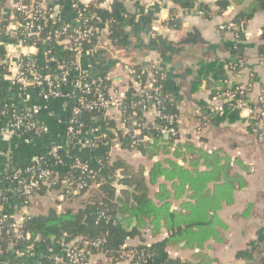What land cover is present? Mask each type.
<instances>
[{
	"label": "trees",
	"instance_id": "1",
	"mask_svg": "<svg viewBox=\"0 0 264 264\" xmlns=\"http://www.w3.org/2000/svg\"><path fill=\"white\" fill-rule=\"evenodd\" d=\"M111 1L109 9L103 7L104 0L86 4L84 15L86 22L81 29L89 26L101 29L107 24L111 44L116 48H124L123 19L127 18L132 22L134 14L126 10L123 0ZM217 5L218 13L230 5L239 7L235 16L224 23V25L231 23L234 27L231 32L236 35L240 34L242 28L255 14L264 11V0H220ZM198 8L210 13L209 8L202 3ZM15 16L17 20L20 19L18 14L15 13ZM168 20L172 28L178 27L176 11L170 12ZM66 23L50 14L46 20L36 22L31 30L20 26L11 33L26 47L38 48L44 44L45 39H49L47 56L50 60L58 42L54 31ZM8 24V20L0 17L1 34L5 32L10 34V30L6 29ZM67 32L68 36H74L69 30ZM101 38L97 32H94L88 39L77 43L71 39L66 43L67 50L62 56L63 59H51L41 68L34 56L22 55L21 70L27 76L31 67H37L42 72H50L49 80L60 79L62 74H65L66 80L63 86L66 89H70L81 77L83 82L94 83L90 86L89 92H84L82 87L77 89L69 100L70 110L66 126L71 125L75 132L70 135L68 143L73 145L85 138L95 146L108 140L116 138L122 140L125 137L127 145L133 146L152 161L148 173L145 175L142 170L132 172L120 160L113 162L105 160L101 163L105 165L110 176L111 181H107L97 171L91 168L83 170L74 160H66L64 145H53L58 146L55 155L49 150L36 160L14 167L0 178V207L3 210L12 208V198L15 195L27 204L33 196L45 195L49 191H56L65 197L86 196L83 200L85 207L77 211L67 209L61 213L49 209L44 215L26 216L20 222V227L29 235L28 240L16 239L8 233L9 225L16 221L7 212L6 215L0 212V251H5L8 247L15 249L20 245L28 246L37 239L44 245L51 241L69 244L65 254L68 252L78 254V264L85 263L89 256L99 253L115 263L129 257L132 264H148V259H151V264H216L215 260L205 252V246L210 240L222 241L221 230L225 225L219 219L217 212L222 206L230 205L234 193L246 186L245 177L235 171L234 166L237 162H233L221 150L203 151L190 141L180 143L178 135L172 136L165 131L170 128L178 131L177 122L180 113L173 98L167 93V84L160 70L155 66L146 69L136 62L129 64L128 69H132L134 73L129 75L131 83L119 103L120 122L123 123L121 130L116 128L115 122L106 114L105 108L93 106L91 109H85L81 102L88 104L96 101L99 95L104 98L110 96V82L105 75L90 77L81 73L80 76L77 71L78 55L99 48ZM261 38L264 40V26ZM204 42L199 31L195 29L188 32L180 43L201 45ZM233 54L235 56L227 61V67L234 76L241 74L243 68L236 60H244L245 57L237 49L233 50ZM259 56L264 57V46L259 47ZM55 64L60 66L58 70L54 68ZM198 64V74L208 77L217 62L200 61ZM222 74L215 76L216 92L203 104V108L208 113V118L201 122L203 124L207 120L209 122L223 120L230 111L234 110L233 105L238 100L259 106L246 92L235 91L236 81L229 82L228 76L223 71ZM41 79L43 87L36 89L45 91L48 80H45L44 75H41ZM134 80L138 81L137 86L133 83ZM0 82H2L1 76ZM226 92H235L231 100L225 97ZM214 96L222 99L223 114L215 111L210 104ZM75 108H80L82 112L75 114ZM153 108L159 112V115L156 116L154 113L155 118L149 122L144 113L148 110L154 112ZM2 111L9 116L19 113L26 123L32 124L29 129L20 127L16 130L22 138H36L43 134L42 125L36 116L24 111L17 112L0 99V113ZM82 113H85L83 118ZM244 121L247 128L256 136L255 121L250 117H246ZM95 123L99 124L95 125ZM101 123L110 129V135L102 136ZM77 131L79 133H76ZM90 131L94 134H89ZM134 131H138L139 135L132 138ZM158 155H162V159L156 160ZM43 170L51 172L44 184H40L33 191L31 197L21 192L18 181L13 179L17 172H19V180L35 179ZM117 171H120V176H117ZM115 184H121L126 188L117 192ZM174 203H176L175 207H173ZM133 218L136 219V225L127 235L130 238H139L142 243L137 246H124L120 229L123 225L130 224ZM146 227H149L152 237H156L163 228L167 236L146 245L141 232ZM176 245L194 251L191 260L183 261L165 255L167 247ZM235 256L244 260L243 264H264V244L262 241H250L247 248L237 251ZM55 258L46 256L42 264H73L67 258L62 261H57Z\"/></svg>",
	"mask_w": 264,
	"mask_h": 264
},
{
	"label": "crops",
	"instance_id": "2",
	"mask_svg": "<svg viewBox=\"0 0 264 264\" xmlns=\"http://www.w3.org/2000/svg\"><path fill=\"white\" fill-rule=\"evenodd\" d=\"M74 1L85 5L97 0H51L52 15L76 24V15L72 8ZM218 1L220 0H123L126 10L134 14L132 22L127 18L123 19L124 48L114 47L108 38L109 33L104 32L99 48L78 55L77 71L90 77L105 75L110 82L109 95L115 100L123 98L131 83L128 74L130 63H139L146 69L155 66L160 70L167 84V93L179 109L178 141H190L206 152L221 150L233 162H237L235 171L246 179V186L234 193L233 202L222 206L217 212L225 225L221 230L222 241L210 240L205 246V252L216 264H243L244 260L235 256L237 251L247 248L250 241H262L264 244V144L259 143L255 134L247 128L244 121L246 113L238 114L236 110H232L223 120H207L204 124L201 122L208 118L203 104L216 92L215 76L221 75L223 71L229 82L235 81L227 67V61L235 56L234 49L245 57L241 77L236 81L250 84L251 99L264 95V57L259 56V47L264 46L261 38L264 11L255 14L240 34L236 35L230 30L220 31L219 26L229 22L239 7L230 5L218 13ZM111 2L107 0L103 5L109 9ZM200 3L206 5L210 13L200 10ZM15 4L16 0H0V17L9 21L6 29L10 30V34L0 33V99L17 112L24 111L36 116L46 131L40 137L22 138L18 133L6 130V120L0 117V178L14 167L47 153L53 145H64L66 160L78 158L86 162L107 181H111L110 176L105 165L101 163L105 160H120L130 171L142 170L147 175L152 161L133 146L127 145L125 137L122 140H108L93 147L69 144L66 134L69 100L53 97L44 99L36 88L24 87L14 81L16 61L20 56H34L41 68L51 59H61L67 50V42L58 40L56 51L51 53L52 58L48 60L46 44L38 48L23 46L20 39L11 33L21 26L15 16ZM172 10L176 11L179 20L176 28L169 25L168 18ZM195 29L204 39L203 44L180 43L188 32ZM10 47L12 52H9ZM200 61L217 62L208 77L198 74ZM58 67L55 64L54 68ZM210 104L212 105L211 102ZM106 114L113 119L118 130L123 128L120 122L121 113L117 112L114 104L108 106ZM144 116L149 122L155 118L152 110L145 112ZM97 124L99 123H95ZM100 125L102 136L110 135V129L103 123ZM160 159L162 155L156 157V160ZM116 174L121 175L120 171ZM115 187L117 192L126 188L121 184H115ZM85 197H65L56 191H49L45 195L33 196L26 204L15 195L12 198L13 207L4 211L20 223L26 216L44 215L49 209H55L58 213L67 209L77 211L85 207ZM175 206L176 203L173 207ZM134 220L136 221L133 218L130 224L123 225L120 229L124 246H137L142 243L139 238H130L127 235L136 225ZM141 232L146 245L167 236L164 228L156 237L151 236L149 227ZM68 247L69 244L52 241L44 245L36 239L31 245H20L15 249L8 247L5 251H0V264H42L46 256L63 258ZM193 253L192 250L183 249L182 245L165 249L166 256L183 261L191 260ZM150 260L148 259V264H151ZM83 264L132 263L129 257L115 263L99 253L89 256Z\"/></svg>",
	"mask_w": 264,
	"mask_h": 264
},
{
	"label": "built area",
	"instance_id": "3",
	"mask_svg": "<svg viewBox=\"0 0 264 264\" xmlns=\"http://www.w3.org/2000/svg\"><path fill=\"white\" fill-rule=\"evenodd\" d=\"M50 1L51 0H16L14 11L20 17V19L18 20L21 26H24L27 30H31L35 26L36 22H39L41 20H46L47 16H49L50 14L52 16L53 8L50 5ZM106 1L107 0H104V2ZM103 6L105 7V5ZM85 7H86V4L83 5V4H80L74 1V3L72 4V8L74 9V12L76 15V19H75L76 24H71L67 22L61 28L55 30L54 33L57 36L58 40L69 42V40L72 39L73 42L77 43L84 39H88L94 32H97L99 36H102V33L107 32V24L101 29H98L97 27H93V26H89L83 30L81 29V26L86 22V19L84 18ZM233 29L234 27L231 23L227 25L222 24L219 26L220 31H225V30L232 31ZM68 30L71 33H73L74 36L73 35L68 36L67 35ZM47 41H49V39H45L43 43L47 45L48 43ZM24 56H28V55H24ZM21 61L22 60H20V57L16 61V74H15L14 81L20 83V85L24 87L41 88L43 87V80L41 79V75H44L45 80H48L47 90L39 91L41 96L44 99L53 97V98H62L66 100H71L72 98L71 96L73 95V93L77 92L76 91L77 89H81L83 87L84 92H89L90 86L94 84L92 82L91 83L83 82L82 77H81V79L78 80L75 83V85L71 86L70 89H66L63 86V82H65L66 80L65 74H62L60 79L49 80L50 72H42V70L38 69L37 67H31L29 69V74L25 76L23 71L21 70V64H20ZM243 63L244 61L242 59L237 60V64H239L240 67L243 66ZM59 68L60 66L58 67V69ZM132 73H134V71L132 69H128V74L131 75ZM80 76H81V73H80ZM239 77H241L240 74L234 75L235 81ZM133 83L136 86L138 85V81L134 80ZM236 84L237 86L235 88V91H238L239 93L246 92L247 95H250V90H251L250 84L242 83L238 81H236ZM234 94L235 92H226L224 95L225 97H227L228 100H231ZM120 100L121 99H115V100L111 99L110 96L109 98H104L102 97V95H99L96 101H93L88 104H84L83 102H81V104L84 106L85 109H91L93 108V106H100V107L107 109L108 106H110L111 104H114L117 108V112L120 114L121 113L120 105H119ZM253 100L254 102L258 103L259 106H252L248 102L238 100L233 105V108L239 113H242V112L246 113V116H244L245 118L250 117L255 121L256 127L254 128V131L256 132V138L259 143L264 144V95H259L257 98ZM150 102H152L151 99H150ZM210 102L212 103L215 111L219 112V114H223L222 99L219 98V96L212 97ZM153 110H154L155 115L158 116L159 112L155 108H153ZM80 112H82L80 108L74 109L75 114L80 113ZM0 117L5 118L6 120V124H7L6 130H9L13 133H17L16 130L20 127H25L29 129L32 126V124L26 123L24 118L19 113H15L14 115L9 116L5 114V112L2 111L0 113ZM121 124L123 126L122 122ZM42 128H43L42 131L45 132L46 131L45 127H42ZM79 131H77L76 133H79ZM165 131L167 133H170L172 136L178 135V131H176L173 128L167 129ZM73 132L75 131L71 125L66 126V134H67L68 139L70 138V135ZM89 134L92 135L94 134V132L90 131ZM138 135H139V132L134 131L131 137L134 138ZM75 144H84L89 147L94 146L91 142H89L85 138ZM50 151L52 154L55 155L58 151V146H51ZM71 160H74L75 164L78 167H81V169L83 170H87L88 168H90L86 162L81 161L78 158H74ZM50 172H51L50 170H43L37 175L35 179H31L28 181L19 180L18 179L19 172H17L16 174H14L13 179L18 181L20 185V191L28 195L29 197H31L33 191L37 189L40 186V184H44L46 177L50 174ZM0 212L6 215V212L3 210L2 207H0ZM8 233L12 234L16 239H19V240H28L30 238L28 234L24 233L21 230L19 222L11 223L8 228ZM64 258H67L73 264H78L79 262V255L76 254L75 252H68L64 255L63 258L56 257L55 259L57 261H62L64 260Z\"/></svg>",
	"mask_w": 264,
	"mask_h": 264
},
{
	"label": "water",
	"instance_id": "4",
	"mask_svg": "<svg viewBox=\"0 0 264 264\" xmlns=\"http://www.w3.org/2000/svg\"><path fill=\"white\" fill-rule=\"evenodd\" d=\"M52 17H54V15H52ZM9 52H12V48L11 47L9 48ZM81 115H82V118H83L85 116V113H82ZM135 223H136V221L134 220V224Z\"/></svg>",
	"mask_w": 264,
	"mask_h": 264
}]
</instances>
